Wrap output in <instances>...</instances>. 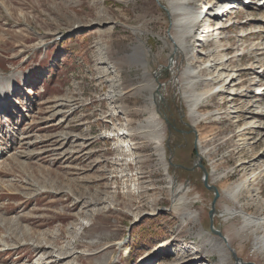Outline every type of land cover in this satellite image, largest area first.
<instances>
[{
  "label": "rangeland",
  "instance_id": "374dc122",
  "mask_svg": "<svg viewBox=\"0 0 264 264\" xmlns=\"http://www.w3.org/2000/svg\"><path fill=\"white\" fill-rule=\"evenodd\" d=\"M168 1L0 0V86L13 97L0 115V264H176L189 254L217 264L195 237L211 221L238 257L264 264L250 226L222 215L264 214V7L209 21L202 45L197 22L175 53ZM208 3L218 1L187 0L196 13ZM220 61L240 83L185 88L188 66L211 79ZM201 93L191 115L188 99ZM197 154L219 190L212 219ZM253 173L236 202L224 195ZM171 185L184 187L179 210Z\"/></svg>",
  "mask_w": 264,
  "mask_h": 264
},
{
  "label": "bare ground",
  "instance_id": "6f19581e",
  "mask_svg": "<svg viewBox=\"0 0 264 264\" xmlns=\"http://www.w3.org/2000/svg\"><path fill=\"white\" fill-rule=\"evenodd\" d=\"M217 1H218V4L216 5V7L212 8L213 5L212 4L210 5L208 3V7L203 12L201 11L200 13L199 12L196 13L192 9L191 6H188L187 0H169L168 1V4L165 5V7H166V10L169 12V14L172 18L171 26L178 28L181 31V35L171 37L172 46L175 47V53H177V52L185 53L186 52L187 45L185 43V39L187 36L192 35V33H196L195 32L196 31L195 26H196L197 22L201 21V23H202L201 25H203V26H204V22H205V25H206L205 29L203 28L202 34L199 37H197V39H195V41L199 42V45H202L201 43H203V41H205V40L210 41L211 37L213 36L212 31L215 30L212 27V25L210 23H208L209 21H211L213 19H221V16H224V15L232 13V12L233 13L237 12V10H239L240 8L243 9V7H247V6L252 7L253 5H259V6L263 5L262 7H264V0H253V1H251V0H223V2L220 4H219V1H221V0H217ZM221 27L222 26L218 25L217 29L220 30ZM219 63L221 64V67L219 68V71L216 72L217 74H215V76H213L211 79L201 78L200 75L196 74V71L194 69H192L188 66L186 72L188 75H191L193 77H191L188 81L185 82V88L188 90H193L196 86H198V83L200 81L206 82V80H208L210 82L219 83L216 91L222 93L228 87L234 86L235 83H237V84L240 83V81L236 82L237 81V74L227 72L228 68H227L226 63L224 61H220ZM216 64H217L216 62L210 63L207 67L210 70L209 69L208 70L212 71L213 70L212 68H214ZM6 81L8 82V86H9L8 88L10 90V88L12 86V84H11L12 80H6ZM4 82H5V79H4L3 83H1V82L0 83L4 85ZM151 89H153V86L151 87ZM12 90L13 89H11L10 91H12ZM154 90H157V86H155V85H154ZM152 92L149 95L150 103H155L154 100H151L152 99ZM212 92H213V90H211L209 94H211ZM187 95L188 94L185 93L184 97H186ZM207 95H204L203 93L192 94V96H191L192 98L188 99V102L191 103L190 108H189L191 115L197 114V112H196L197 111V103H199L200 100L204 96H207ZM9 96H11V95H9V93H6L4 88H1V86H0V100L5 101L6 99L9 98ZM11 99H13V97H11ZM7 106H10V105H6V106L0 105V107H1L0 114H4L5 112L11 111L10 107L8 109ZM154 116L155 115H152V117H154ZM148 122L152 123L153 121H151V119H150ZM153 128H157L156 124ZM156 138H158V136H156ZM198 158L203 159L202 154H200L198 156ZM244 162L245 161H242L240 163V165ZM261 172H264V169H262ZM212 173H213V170L208 171V178L210 175H212ZM256 174L257 173H253L249 176H244L243 178L237 180L230 187L226 188L225 190L223 189L224 195L226 197H228L231 201L236 202L237 198H238L237 196L239 195V193H241L242 190L248 188L247 186L250 184V182H252L251 181L252 177H254ZM172 185L170 186L171 196H172V206L174 209L179 210L180 205H178V204L181 202V200H180V198L176 197V195H177V192L184 189V187H179V188L174 189L173 188L174 185L173 186ZM251 185H253V184H251ZM179 212H180V216L185 218L188 222L192 223V225H196L198 217L194 212L186 210V209H183ZM216 213L218 214V211ZM222 213H223L222 215L226 216L225 219L238 216L241 219V222H240L241 225L246 224V225H248V227L250 226L249 231H246V230L245 231L247 234L250 233L253 235L252 251L255 252L256 254H258L259 256L264 257V214H261V215L250 214V213H247L244 209H242V207L240 209H235L232 207H225V208H223ZM241 229H243V228H241ZM238 235H240V236L242 235L240 230H238V228H234V230L232 232V236L235 237ZM195 237L198 238L200 241L207 242V244L209 245V249L206 252L207 255L217 253V256H218L217 257L218 258L217 264H236V260L234 259L233 252L237 256V254H236L237 251L231 245L232 243L226 234L222 233V236H220L218 234L208 233V232H206L205 228L199 227L197 229V231L195 232ZM3 244L6 245L5 242ZM184 253H183V255H184ZM189 255H190V259L185 260L183 262L180 261L176 264H201V261L197 255H194V256L191 254H189ZM185 256H187V255H185ZM210 257L211 256H208V258L204 257L206 260L203 259V261L209 262ZM197 261H199V262H197Z\"/></svg>",
  "mask_w": 264,
  "mask_h": 264
},
{
  "label": "water",
  "instance_id": "95a60500",
  "mask_svg": "<svg viewBox=\"0 0 264 264\" xmlns=\"http://www.w3.org/2000/svg\"><path fill=\"white\" fill-rule=\"evenodd\" d=\"M160 5H161V7L165 8L164 4L160 3ZM156 94H159L160 99L162 100L161 94H160V92L158 90V86H157ZM158 106L159 105H157V107ZM197 166H199L201 168V170H202V182H203V184L205 185V187L207 189H209V190H211L213 192V199L211 201L210 209H209V216L212 219L214 214L216 213V201H217V199L219 197V190L214 184L209 183L207 169L202 164L201 159L198 158V154H197L196 162L194 163L192 168H195ZM211 232L214 233V234H218V235L222 236L221 230L215 229L213 227V225H212V221H211ZM233 256H234V259L236 260V264H254V263H248V262L243 261L240 257H237L234 252H233Z\"/></svg>",
  "mask_w": 264,
  "mask_h": 264
}]
</instances>
